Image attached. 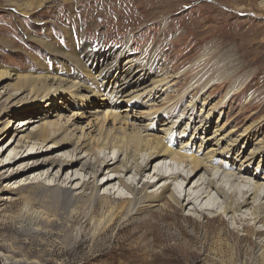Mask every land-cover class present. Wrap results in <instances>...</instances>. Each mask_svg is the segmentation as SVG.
I'll list each match as a JSON object with an SVG mask.
<instances>
[{
	"label": "rangeland",
	"instance_id": "374dc122",
	"mask_svg": "<svg viewBox=\"0 0 264 264\" xmlns=\"http://www.w3.org/2000/svg\"><path fill=\"white\" fill-rule=\"evenodd\" d=\"M20 3L21 0H0V71L5 70L8 74L0 80V197L8 195L12 198L0 206V253L27 256L40 264H264V257L257 255L259 246L264 243V231H255L263 230L264 226L253 223L251 210L247 208L251 205L236 213L244 216L237 223L231 213L223 212L221 198L213 188L208 189L210 193L203 202L210 207L207 210L194 212L190 205L184 209L174 206L153 213L154 216L147 217L146 222L143 214L123 222L117 219L94 240L87 235L88 226L77 220L75 224L82 227L84 233L71 247L57 233V227L24 235L17 229L15 212L21 205V195L34 192V189L21 184L33 180V177L49 182L51 176L45 178L46 171L10 176L18 167L32 162L24 159L6 164L13 161L14 156L28 151L30 145L25 149L14 148L10 132L2 129L4 120H13L15 127L21 123L18 120L36 116L55 120L54 115H60L64 120L73 114L89 117L104 111L107 107L103 109L93 101L82 104L67 94L57 96L50 108H37L28 113L18 109L10 116L3 114L6 107L16 105L17 99L26 94L15 95V75L65 77L72 74L74 68L69 66V60L56 53L79 54V44L85 43L105 48V51L117 50L125 42L126 35L132 32L134 43H128L131 44L128 45L130 51L118 61L123 63L128 58L144 61L143 46L152 45L158 48L156 74L159 77L172 74L176 83L166 91L164 85L159 86L156 93L140 99L131 107L122 103L112 110L138 126L150 122L158 129L152 133L158 136L163 135L159 129L165 126L162 125L164 121L178 122L183 118L177 124H181L179 128L185 133L180 134L179 130V137L172 139L173 148H170L178 151L180 143L189 139L192 143L186 147V153L205 160L208 166L215 167V173L235 171L239 162H231L235 160L234 156L240 153L243 158L252 151V167L259 165L258 176L253 180L264 184V0H46L41 8L25 15L19 10ZM177 33L181 35L179 39H175ZM162 38L167 42L160 41ZM169 40H172L170 46ZM220 72L224 82H215L217 84L209 89H213L210 95H207L208 91L196 94L193 90L182 104L175 107L176 99L192 85L195 75L203 74V78H208L218 76ZM81 78L91 84L85 76ZM150 78L147 76L140 81L144 84ZM230 88L237 93L225 100ZM192 94H195V100L191 99ZM190 100L195 105L196 114L189 115V119L182 111ZM168 103H175L170 107L174 115L172 119L163 115L169 112ZM151 107L163 110H159L157 116L144 118ZM207 113L209 115L205 118ZM83 121L81 124H86L87 120ZM214 130L216 136L212 138ZM228 131L231 135L220 143V147L232 139L236 142L228 153L216 154L211 159L207 151L216 138ZM242 133L244 136L239 137ZM198 137L208 139L199 149ZM175 161L166 159L174 169L184 167V163ZM221 162L223 164L219 165ZM202 173L203 169L197 172L186 190ZM146 174L152 175V167ZM130 177L132 175L128 173L125 179ZM204 178H211V175L204 172ZM164 181L159 180L152 188L156 189ZM76 182L78 180L72 186ZM4 186L18 187V195L7 193ZM118 192L126 195L128 191L119 187ZM246 225L252 226L254 233L243 231ZM0 264H5L1 255Z\"/></svg>",
	"mask_w": 264,
	"mask_h": 264
},
{
	"label": "bare ground",
	"instance_id": "6f19581e",
	"mask_svg": "<svg viewBox=\"0 0 264 264\" xmlns=\"http://www.w3.org/2000/svg\"><path fill=\"white\" fill-rule=\"evenodd\" d=\"M45 1L21 0L19 10L24 15L27 12L33 13L35 9L41 8ZM126 36L125 42L117 50L111 47V50L105 51V48H96L92 46L93 44L85 43L79 44V54L56 53L59 57L69 60V66L74 68L72 74L65 77L15 75L14 86L17 88L15 95H21L24 92L26 94L17 99L16 105L6 107L3 110L4 115L10 116L12 112H15L14 110L19 111L18 109L24 110L23 113H28L37 108L38 110L44 107L50 108L57 96L67 94L82 104L93 101L103 109L107 107L99 114H90L89 117L73 114L62 120L60 115H54L55 120H47L45 117L36 116L33 119L18 120L21 123L15 127L13 120L2 122V129L9 131L12 143L15 142L14 148L25 149L30 145L28 151L14 156L13 161L6 164H13L24 159L32 162L18 167L17 172L19 173L15 172L10 176L26 175L31 171H33L29 173L31 175L46 171L45 178L51 176L49 182L33 177V180L21 184L33 188L34 192L21 195V205L18 204L19 207L17 206L15 212L17 229L24 235H30L57 227V233L62 235L67 246L71 247L83 237L84 233L82 227L75 224L77 220H81L84 225L88 226L87 235L94 240L117 219L123 222L131 219L132 216L143 214L146 222L147 217L154 216L153 213L174 206L184 209L190 205L192 206L190 210L194 212L207 210L210 207L203 202L210 193L208 190L210 188H213L221 198L223 212L231 213L235 222L238 223L244 219V216L236 213L241 212V208L251 205L247 208L251 210L252 217L250 218L253 223H261L264 226V184L253 180L258 176L259 165L252 167V151L249 156L243 158L240 153L234 156L235 160L231 162L236 163V160L239 162L235 171L221 170L215 173V167L208 166L205 160L186 153L184 149L192 143L189 139L180 143L178 151L170 148V143L177 136L179 137V130H181L180 134L185 133L179 128L181 124H177L183 118H180L178 122L164 121L162 125L165 126L159 129L163 135L158 136L152 133L156 128L149 124L150 122L147 124L145 122L144 126H138L134 121H128V118L112 110L122 103H127L131 107L140 99L156 93L159 86L164 85L163 89L166 91L176 83L172 74L162 77L156 74L158 48L152 45L143 46L145 48L144 61L128 58L123 63L119 62L118 60L123 59L130 51L128 43L130 41L134 43L132 32ZM179 36L181 35L177 33L175 39H179ZM168 42L170 46L172 40ZM210 67L212 69V65ZM7 75L5 70L0 71V80ZM81 76L89 79L88 82L91 81V84L82 81ZM147 76L151 77L149 82L142 84L140 80ZM199 76L195 75L191 82L192 85L187 87L183 93H179L176 104L174 103L175 107H178L191 91L195 90L196 94L198 92L204 94L208 91L207 95H210L213 89H209L214 84L224 82L220 78L221 72L218 76L208 78H203V74ZM219 87L221 89V86ZM231 90L233 89L230 88L226 93L225 100L237 93ZM194 96L195 94L191 95L192 100H195ZM192 100L186 105V109L181 110L189 119L190 116L196 114ZM174 104L168 103L166 108L169 112L163 114L164 118L174 117L170 111V107ZM108 107L111 110H108ZM149 109H151L150 112L147 111L146 116L144 115L146 119L152 115L157 116L158 111L163 110L156 107ZM208 115V113L204 115L205 118ZM84 119L87 121L82 125ZM216 130L211 135L212 138L216 136ZM229 135L231 131L215 139V143L207 151L211 159L216 154L228 153L236 139L228 141L223 148L220 147V143L223 140L227 141ZM241 136H244L243 133L239 137ZM198 139L200 140L198 149L208 142V139L205 140L204 137H198ZM198 149L196 154L199 152ZM167 158L176 160L177 164L184 163L185 165L183 168L174 169L172 164L166 163ZM209 158L207 161L210 160ZM222 164L223 162L219 165ZM150 167H152V175L146 174ZM201 169L203 173L198 175L192 186L186 190V186ZM79 171L82 173L79 174ZM204 172L209 173L211 178L203 179ZM64 173L66 174L62 178ZM128 173L132 177L126 180ZM100 177L101 180L98 181ZM161 179L165 181L156 189L152 188ZM75 180L78 182L72 186ZM222 182H225V185ZM183 184L185 186L182 189ZM114 185L117 186L116 189ZM119 187L125 188L128 194L118 192ZM17 188L16 186H4V190L11 195H18ZM101 189H103L102 192H100ZM205 193L207 194L204 195ZM11 199L8 195L0 197V206L4 204V201ZM148 223L152 225L151 222ZM244 227L243 231L247 234L254 233L252 226ZM255 231L262 232L264 229ZM259 247L257 255L262 258L264 257V243ZM0 255L5 264H40L39 261L30 260L27 256H4L1 253Z\"/></svg>",
	"mask_w": 264,
	"mask_h": 264
}]
</instances>
